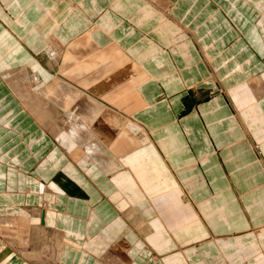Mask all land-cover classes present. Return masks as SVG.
Here are the masks:
<instances>
[{
    "label": "crops",
    "instance_id": "crops-1",
    "mask_svg": "<svg viewBox=\"0 0 264 264\" xmlns=\"http://www.w3.org/2000/svg\"><path fill=\"white\" fill-rule=\"evenodd\" d=\"M0 37L13 48L0 49V219L43 201L68 241L64 264H264V0H0ZM76 43L143 76L117 82L135 86L129 118L148 140L115 155V173L63 155L3 76L27 69L24 59L38 67L51 44ZM20 256L7 264H30Z\"/></svg>",
    "mask_w": 264,
    "mask_h": 264
},
{
    "label": "rangeland",
    "instance_id": "rangeland-1",
    "mask_svg": "<svg viewBox=\"0 0 264 264\" xmlns=\"http://www.w3.org/2000/svg\"><path fill=\"white\" fill-rule=\"evenodd\" d=\"M254 23L252 21V24ZM221 28L228 29V25H223ZM251 39L258 46L260 39L256 36H251ZM6 43L0 37V49L3 50L1 52L8 57L12 55L13 51L11 50L13 48ZM91 50L89 45L85 46V44L79 43L70 47L51 44L46 50L47 55L43 56L45 61L42 62L40 59L41 62L37 64L38 67H35L29 58L24 59L22 64L27 66V69L21 68L22 65L17 64L13 69L4 70L3 76L12 91L23 99L21 102L24 109L40 127L52 131L48 134L57 139L54 140V143H61L65 146L61 151L63 155L70 160L75 158L77 161L87 158L102 167H109L113 163L111 167L112 172L115 173L123 168L121 162V168L116 170L114 161L118 160L119 157L117 158L115 155H124L128 150L137 147L139 137L148 140V134L141 133L142 130H137L129 118L133 110L132 104H136L135 86L123 83L118 85L117 82L119 83L121 77L127 78L125 80L127 83L131 77L142 79L143 76L137 68L132 69V65L131 67L123 63L124 61L117 60L119 59L117 53H109L106 57V63H100L102 58L98 53ZM14 57L16 58L13 61L16 62L18 56L15 55ZM48 60L55 61L57 66L59 65V70L53 71L47 62ZM100 65L102 66L100 67ZM119 67L121 68L118 69ZM38 73L48 75L47 78L49 79L47 80L51 81L50 85L47 87L41 85L42 78ZM53 73L56 77L54 76L52 79ZM132 73H135L134 76ZM58 74L60 85L55 86L52 84V80L57 79ZM35 76L38 82H35ZM139 79L136 81L139 82ZM45 89L47 90L45 91ZM47 91L49 97L45 99ZM198 98L197 91H190L187 97L189 105L193 107ZM25 101L41 107H39V112L45 119L43 122L28 109ZM143 107L144 104H141V108ZM62 159L65 157L62 156ZM70 167L72 168V165ZM13 171L15 170L10 172ZM16 173L19 174L20 172L16 171ZM74 173L80 174L76 169ZM19 182L23 185V181ZM49 187L52 192L63 193L59 184H52ZM9 188L12 190L10 183ZM10 196H22L20 200H24V195L21 193L20 195L10 193L8 197ZM20 200H16V202H20ZM43 207V201L40 200L38 204H26L20 207L22 210L13 208L11 210L13 212L9 211L11 212V214L9 213L10 219L7 220L8 216L5 222L0 219V237L2 238L0 241V254L2 255L0 264H7L13 260L15 255H21L20 257H23L30 264H64L61 261V256L65 249L64 242L67 243L68 241H63V237L57 235L58 233L53 231L54 237L48 242L44 241L34 228H31L29 238L25 237L26 222L33 220L36 216L42 219ZM33 210L38 212L35 213ZM7 212L5 214H8ZM47 212L52 213L51 211ZM24 220L25 222H23ZM144 227L139 232L148 236L150 229L145 224ZM3 241L8 242V247ZM101 242L99 241V243ZM103 245V243L98 246L96 244L85 245V248L101 252ZM68 247H72V245L70 244ZM113 249H117V245H114ZM78 250H83V246L80 245ZM107 255L114 257L115 253L110 249Z\"/></svg>",
    "mask_w": 264,
    "mask_h": 264
},
{
    "label": "bare ground",
    "instance_id": "bare-ground-1",
    "mask_svg": "<svg viewBox=\"0 0 264 264\" xmlns=\"http://www.w3.org/2000/svg\"><path fill=\"white\" fill-rule=\"evenodd\" d=\"M116 54V53H115ZM35 79H36V81L35 82H38L37 81V77L35 76L34 77ZM257 89V88H256ZM25 104H26V106L28 107V109L32 112V113H34L36 116H38L39 117V119H40V121L41 122H43V120H45L44 119V117H43V115L39 112L40 110V106L38 105H33V104H31V102H28V101H25ZM35 106V107H34ZM40 107V108H39ZM30 112V113H31ZM120 159H118V160H115L114 161V165H115V167H116V170H119L120 168H121V164H120ZM116 170H114V171H116ZM142 174H144V173H142ZM141 174V175H142ZM147 179H149V178H147ZM144 182V181H143ZM131 183V182H130ZM150 184V183H149ZM149 184H148V186H149ZM153 184V183H152ZM146 185V184H145ZM39 210V209H38ZM126 210V209H125ZM125 210H123V212H125ZM34 211V210H33ZM35 212V211H34ZM38 212V211H37ZM37 212H35V213H37ZM41 212V211H40ZM39 212V213H40ZM36 215V214H35ZM38 215V214H37ZM127 215H128V217L130 218L129 220H131V224H133V227L135 228L136 227V229L138 230V228H137V226L138 227H140V226H142V224H140L139 223V220H137L136 218V216L133 214V211L131 210V208L129 207V210L127 211ZM41 216V215H40ZM52 213H49V212H47L46 210H44L43 212H42V219L39 217V216H36L33 220H31V221H28V222H26V227H25V234H26V236L25 237H27V238H29L28 236H29V233H30V230H31V228L33 229L34 228V230H36V232L38 233V235H40V237H42L43 239H44V241H50L53 237H54V232L53 231H55V233H57V228H53L54 226H53V223H52V225H51V220H52ZM55 217V216H54ZM23 222H25V220L23 221ZM54 222V221H53ZM24 224V223H23ZM47 225H50V227H47ZM109 230H113V228L111 227V228H109ZM114 232H115V230H114ZM126 232V231H125ZM127 233H129V232H127ZM58 235V234H57ZM123 235V234H122ZM126 235V234H125ZM128 235V234H127ZM127 235L125 236V238H127ZM82 239V238H81ZM40 241V240H39ZM41 241H43V240H41ZM45 243V242H44ZM51 243V242H50ZM7 261V260H6ZM4 263H6V262H4Z\"/></svg>",
    "mask_w": 264,
    "mask_h": 264
}]
</instances>
